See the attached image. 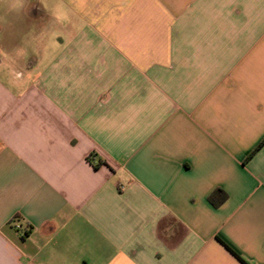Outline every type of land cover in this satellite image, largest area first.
<instances>
[{
    "label": "crops",
    "instance_id": "obj_1",
    "mask_svg": "<svg viewBox=\"0 0 264 264\" xmlns=\"http://www.w3.org/2000/svg\"><path fill=\"white\" fill-rule=\"evenodd\" d=\"M243 261L264 264V0H0V264Z\"/></svg>",
    "mask_w": 264,
    "mask_h": 264
},
{
    "label": "trees",
    "instance_id": "obj_2",
    "mask_svg": "<svg viewBox=\"0 0 264 264\" xmlns=\"http://www.w3.org/2000/svg\"><path fill=\"white\" fill-rule=\"evenodd\" d=\"M90 160L93 162V156L90 157ZM99 165H100V163H98L95 166L98 167ZM227 198H228V196H227V194L225 192H223L222 190H216L209 197V201L215 208H218L221 204H223L227 200ZM20 232L23 233V236H24L23 238H25V237H27L29 235V230H27V229H23ZM243 264H246V263L243 261Z\"/></svg>",
    "mask_w": 264,
    "mask_h": 264
},
{
    "label": "built area",
    "instance_id": "obj_3",
    "mask_svg": "<svg viewBox=\"0 0 264 264\" xmlns=\"http://www.w3.org/2000/svg\"><path fill=\"white\" fill-rule=\"evenodd\" d=\"M14 228L18 233L23 230L22 226L19 223H15Z\"/></svg>",
    "mask_w": 264,
    "mask_h": 264
}]
</instances>
